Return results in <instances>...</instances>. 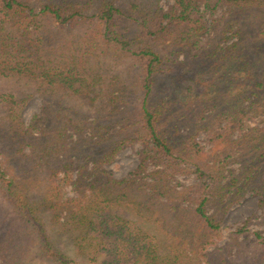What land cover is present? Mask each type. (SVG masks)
Listing matches in <instances>:
<instances>
[{"label":"rangeland","instance_id":"obj_1","mask_svg":"<svg viewBox=\"0 0 264 264\" xmlns=\"http://www.w3.org/2000/svg\"><path fill=\"white\" fill-rule=\"evenodd\" d=\"M212 2L198 1L195 13L199 20L193 21L191 26H196L199 21L203 31L191 33L192 38L183 35L190 43L183 42L185 44L181 47H177L171 37H147L146 29L153 31L157 26H150L148 21L144 25L141 19L144 15L132 7L146 4V9L152 6L166 11L173 0H127L131 10L125 11L126 14L120 16L113 27L120 43L110 36L111 31L106 34L98 21L87 20L72 25H59L49 19L39 21V27L33 29V33L43 40L39 45L41 55L48 66L53 67V79L48 83L40 77L0 75L1 166L18 180H27L29 190L37 198L47 188L50 168H56L59 181L63 179V164L67 157H72L76 166L86 152L103 156L109 151L111 136H116L119 143L124 137L135 134L141 126L146 81L142 61L134 52L148 44L161 57L158 86L153 87L150 99L155 101L162 94L164 97V89L172 83L171 88L181 90L189 102L187 113L182 111V105H173L175 109L162 120V129L174 145L173 155L159 161L147 157L144 168H138L145 154L151 152L141 140L127 139L119 144L112 160L102 167L115 178L136 175L146 181L160 171H172L171 184L178 190L196 185L204 186L207 192L220 179L224 188L217 191H224L225 197L222 202L211 201L207 206V213L214 215L220 223V237H216L215 243L208 248L210 258L213 261V257L226 249L233 261L253 264L263 252L255 232L264 238V146L254 148L245 141L251 134L250 129L260 126L264 116H244V126L232 132L225 129L224 120L218 125L217 106L213 99L207 100L205 94L214 75L206 49L215 44L228 46L235 37L230 31H224L229 14L226 7L221 4L213 6ZM29 3L35 12L39 10V0H29ZM194 18L192 15V20ZM127 32L138 39H124L122 35ZM74 64L79 70L73 83L78 93L65 85L68 80L59 76L63 69ZM22 98L27 99L20 109L24 132L13 145L11 130L5 122L18 109ZM190 134L194 136L195 145L188 151L185 148ZM46 137L49 140L43 142ZM48 143L53 145L55 152L43 155L42 147ZM198 167L204 175L196 171ZM59 189L60 195H75L70 184L60 182ZM115 210L139 226L163 235L160 233L162 229L157 231L156 223L139 216L135 209L121 205ZM13 225L10 205L0 196V248H3L0 250V264L9 261L11 249L6 246V239L12 242L7 245L15 246L19 251L15 264H52L41 259L29 241H26L28 245H23L18 236L16 239L12 237L15 234ZM238 228H243L244 232L236 241L232 233ZM56 238L58 248L73 256L68 239L63 235ZM75 259L79 264H88L85 259Z\"/></svg>","mask_w":264,"mask_h":264},{"label":"trees","instance_id":"obj_2","mask_svg":"<svg viewBox=\"0 0 264 264\" xmlns=\"http://www.w3.org/2000/svg\"><path fill=\"white\" fill-rule=\"evenodd\" d=\"M118 1L39 0V10L35 12L29 0H0V75L40 77L48 83L52 82L53 67L48 66L39 46L43 40L33 33L42 19L59 25L98 21L104 26V32L111 31L110 36L120 43L117 30L113 27L115 21L126 14L125 11L131 10V6H128L127 0ZM198 1L173 0L166 11L152 6L146 9V4L132 7L138 8V14L144 15L141 18L144 25L148 21L150 26H157L153 31L146 29L147 37H171L175 45L181 47L185 44L183 42L190 43L188 37L192 38L191 33L194 35L196 31H203L199 21L196 26H191L193 21L199 20L195 13ZM204 1L209 3L211 0ZM212 3L213 6L221 4L226 7L229 14L224 31H230L235 38L228 46L215 44L206 49V57L213 63L214 75L205 94L207 100L213 99L217 106L218 125L224 120L225 129L232 132L244 126V116H264V0H213ZM192 15L195 20H192ZM185 34H188L187 38L182 37ZM133 36L130 32L122 35L124 39H138V36ZM134 53L142 61L146 81L140 112L141 126L135 134L124 137L119 143L116 136H111L109 151L103 156L86 152L82 162L76 166L73 158L67 157L63 164L64 176L59 181L56 168H50L47 188L37 198L29 190L27 180H18L0 163V196L10 205L14 215L15 234L11 236L15 239L18 236L19 243L23 245H28L26 241H29L37 255L52 264H79L75 258L85 259L88 264H202L204 260L206 264H239L229 258V250L224 249L222 254L213 257V261L208 250L215 243L214 239L220 237L219 221L207 213L211 201L222 202L225 197L224 191H217L224 188L220 179L207 192L204 186L196 185L178 190L171 184L172 171H160L146 181L136 175L115 178L102 167L112 160L119 144L127 139L141 140L151 152L145 154L138 168H144L147 157L157 160L171 157L174 145L162 129V120L175 109L173 105H182L183 112L189 107L183 92L171 88L172 83L164 89V97L162 94L155 101L151 100L153 87L158 86L161 57L148 44ZM77 74L79 70L74 64L63 69L59 76L68 80L65 85L78 93L79 90L73 86ZM26 100L22 98L20 104L18 102V109L5 122L11 130L13 145L24 132L20 109ZM250 133L246 137V145L249 143L254 148L264 146V119L260 126L250 129ZM45 140L48 141L49 137L42 141ZM187 142L185 149L193 150V134L188 136ZM42 149L43 155L55 152L50 143ZM196 171L204 175L199 167ZM60 182L70 184L75 195H60ZM121 205L135 209L139 216L156 223L157 231L162 229L160 233L163 235L119 215L115 209ZM243 232V228H238L232 236L237 241ZM60 235L68 239L73 256L58 248L56 237ZM255 237L263 252L253 264H264V238L258 232H255ZM5 243L11 249L7 264H15L19 251L15 246L7 245L12 243L9 240L6 239ZM1 254L4 255L3 252Z\"/></svg>","mask_w":264,"mask_h":264}]
</instances>
